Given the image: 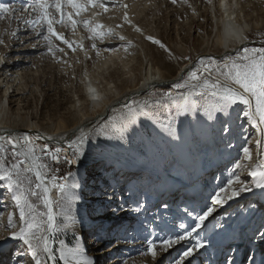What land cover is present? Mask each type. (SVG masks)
<instances>
[{
  "label": "rangeland",
  "instance_id": "rangeland-1",
  "mask_svg": "<svg viewBox=\"0 0 264 264\" xmlns=\"http://www.w3.org/2000/svg\"><path fill=\"white\" fill-rule=\"evenodd\" d=\"M24 2L25 0H0V5L10 4L16 9H20ZM123 2L129 5L128 13L130 19L142 28V40H137L138 37H135V34L132 39L137 40L139 45L141 44L143 54H139L136 47L128 48L125 51L126 45L118 42L116 39L114 40L113 37L105 38L106 44H101L97 40V47L101 50L100 55L97 56L92 51V58L88 62L90 63L89 70L92 75L98 78L97 83L102 85L100 86L101 90L106 87L107 82L111 83L114 87L113 91L116 93L130 88L140 79L139 74L147 62L153 67L158 68L165 78L173 77L179 65L186 62H196L197 58L205 53H207V57L212 56L221 65L223 64L221 57L227 54H220L221 47L215 42L218 28L221 33L223 32V28L214 25L213 15L208 10V0H187L186 3L181 2V0H177V3H172L171 0H123ZM240 2H245L243 7L247 8L246 11L248 10L247 18L249 16V22L251 24L261 22L260 24H262L257 28H252L248 32V42L246 45L249 48L260 47L261 41L264 40V0H240ZM117 9L118 7L110 8L106 14L101 16V19L109 20V18L113 17L112 19L116 20L117 16L114 13ZM18 15L27 14L18 13ZM57 27L59 31L65 33L67 38L72 39L71 35L73 33L70 29ZM11 31H16L17 36L13 37L10 35ZM125 32L133 37V33L129 29ZM84 34L86 38L89 35L86 31ZM147 36L160 40L171 50L172 55L170 56L168 52L158 45L152 44L146 39ZM0 41H2L0 43V64H11L14 68L12 72L22 74L21 84L15 85L12 89L10 88L8 94L6 92L7 96L4 97V92L0 89V118H3L2 121L7 129H22L30 125L39 131L56 132L57 130L72 127L82 114L92 112V103H87L86 94L84 93L79 50L75 54L69 51L66 46L61 45L65 47V51L68 54L58 53L57 59L66 61V63H57L47 53V44L42 37H37L32 29L24 23L10 22L5 19H0ZM88 42L92 43L90 40ZM90 44L87 45L90 46ZM242 48L239 49L242 50ZM235 52L236 50L232 55H235ZM115 55L119 56V59L115 58ZM184 57H189L190 59L185 60ZM141 61L143 62V66L141 65ZM103 62H108L107 66H101ZM99 66L103 69H99ZM99 70L100 72H97ZM1 74L0 72V77L4 75ZM220 79L223 82V78L221 77ZM13 91L14 93H12ZM187 91V88L176 90L173 88L156 87L138 101L146 103L145 109L147 112H156L162 115L168 110L171 98H175L178 102L183 103V96L187 94ZM168 92L172 93L171 98L166 95ZM108 96L111 97L113 94ZM195 98L200 107L207 100L211 99L207 95ZM133 104L135 105L136 103L133 102ZM244 110L245 106L238 103L229 108L227 114L218 113L217 116L214 115L213 120L218 127L213 132V135L224 134L226 144L220 149V155L223 157L220 165H217V167L209 166L211 168L206 174H204V171L202 172L200 165L197 168L198 177L203 184V188L205 187L208 196L218 193L221 188L226 187L228 180L233 178V173L239 176L242 174L243 171L236 169L235 164L243 161L242 149L244 147L252 149L253 157L255 158L253 145L255 137L254 133L251 134L252 131L249 133L251 124L244 117ZM118 113L123 114L121 110L114 111L98 126L99 130L91 133L88 137L90 142L93 143L90 148L93 150L91 152L97 155V157L99 156L98 158L108 157L118 161L128 160V158L123 156L124 152L116 149L110 141L119 142L121 146L129 143L138 147L136 138L132 142L131 137H128L127 133L130 124L124 133V139H119L118 133L113 131L112 124ZM172 121H175L174 114H170L165 123L168 129L173 126L170 125ZM115 122L119 124V121ZM244 133L246 135L251 134V136L249 138L245 137V140L241 139ZM0 135L6 136L3 132H0ZM29 137L37 146L39 154V147L45 143L38 142L31 136ZM148 141L150 143L152 141V146L157 142L155 139L153 141L152 138H149ZM48 148L54 150L55 147L48 145ZM62 149L71 155L75 151V149ZM164 150L163 148L158 157L164 154ZM183 150H185V147H183ZM101 159L88 161L79 155L74 164L63 163L58 166L53 165L57 169L55 173L57 182L69 185L67 191L70 193V197L61 202L63 208L72 211L80 209V211L89 214L97 203L94 199H101L105 196L107 192L102 191L101 186H104V189L107 190L110 187V182L116 178L114 174L113 178L110 177L111 172L115 173L116 171L114 166L109 165V163ZM211 160L213 161V158L209 159L207 163H211ZM144 164H147V162L144 161ZM240 178L245 184H252V178H247L246 175L245 177L240 176ZM48 179H51V175H49ZM72 184H76L78 187L72 188ZM257 189L253 186V190ZM115 190L119 191L116 198L114 199L113 197L114 200L110 202V205H107V209L105 208L101 212L92 214L90 216L91 220L95 221L103 218L108 211L111 212L113 205H117L118 202H115V200L119 197L121 199L123 191H120L118 188H115ZM2 191L3 184L0 183V201L10 200V198L4 196ZM84 191H87V193L84 194ZM51 194L53 200L55 198L56 200L59 199L62 195L56 189H52ZM248 196L249 194L241 196L244 200L238 202L236 206L229 208V211H223L218 215L210 216L205 221V229H198L195 236L198 240L199 238L204 239L202 242L204 247L194 249L193 255L185 260V264H217L222 251L224 261H222V264H228L229 261L231 262L230 264H264V250H259L258 252L255 250L258 248L255 241L261 240L259 232L264 230V218L262 226L258 227L259 215L261 213L264 215V199H261V196L246 199ZM31 199L36 200V198ZM92 200L94 201L91 202ZM132 200L136 203H141L138 211L140 215L136 220L142 219L140 223L136 224L137 236L134 239L133 245L145 244V239H156L159 245L161 238H176L177 234H186V231H190L192 226L197 223L195 219L197 217L196 210L189 204V199L182 201L180 198L173 201L171 205L165 204L167 206L165 210L161 209V203L147 206V203L142 202V198L140 199L139 196L127 200L125 205H129ZM36 202L39 205V211H46L41 201ZM224 207L225 204L222 207L217 205L215 208L218 210ZM237 207H240V209L232 217L235 221H228L227 219H229L231 210L235 211ZM254 207L257 209L255 211L257 216L252 221L247 222L246 213L249 210L252 211ZM56 209L57 211L55 209L53 211L58 216L62 208L57 205ZM93 211L96 212V209L93 208ZM8 212L14 215L15 221L18 220V210L16 209L0 211V219L3 218V213ZM120 215L121 211L112 214L109 217L110 222L120 217ZM108 216H106V219ZM57 223L62 228L64 227L62 220L57 221ZM182 225L183 227H181ZM102 227L103 225L96 227L92 234H84V231H81L80 234H74L66 230L58 232L52 246L54 249H58L61 247L60 242L63 241L64 245L74 247L77 240L83 241L84 245L88 246L92 242V238L97 237L98 233L101 232ZM111 229H114V227ZM117 230L118 228L116 232ZM111 231H109V235H111ZM2 233L3 231L0 230V234ZM101 237L98 238L100 239ZM112 240L115 241L114 238ZM189 240L191 241L192 237ZM189 240L185 241L190 242ZM112 243V241L109 242L100 248V250L107 249ZM96 245L97 242L95 241L84 252H92L95 250L94 247ZM194 245L187 244V247H183L178 244L167 252L158 249V255L155 259L150 255L142 256L141 254H136L135 257L137 258V264H156L158 259H162L160 264H173L174 259L179 258L184 250ZM22 248L23 244L17 241L6 254L12 259L20 255ZM196 253H198L197 257L195 256ZM24 260L22 259L20 264H23ZM49 264H52V262L49 261Z\"/></svg>",
  "mask_w": 264,
  "mask_h": 264
},
{
  "label": "bare ground",
  "instance_id": "bare-ground-1",
  "mask_svg": "<svg viewBox=\"0 0 264 264\" xmlns=\"http://www.w3.org/2000/svg\"><path fill=\"white\" fill-rule=\"evenodd\" d=\"M241 3L242 2H240V0H211V3L208 5V10L214 18V20L212 19L214 25L223 28L222 33L218 28V33L215 39V42H217L221 47L220 54L232 55L235 50L243 47L248 42L247 40L237 42L234 38H230L228 36V30L230 26L241 30L247 37L248 32L252 28H257L262 25L260 24L261 22H254L252 24L249 22V16L247 18L248 10L246 11L247 8L243 7L245 2L242 4ZM114 14L117 16L116 20L112 19V17L109 18V20L106 19L108 20L106 21L101 19L100 16L98 18V22L104 24L108 28H112L114 33L123 35L125 37V40L121 41L118 39L117 35H114V40L116 39L118 42H121L125 45L127 44V41H131L134 45V48L136 47L138 49V53L143 54V49L140 46L141 44L139 45L137 42L138 39L142 40V28L133 22L132 19H130L131 25L139 27L141 29L140 33L136 32L131 25L124 24L122 19V8H118ZM118 24H122L123 27H116ZM128 29L131 33H133V37L129 36L125 32ZM84 32L85 30L83 27H79L76 33L71 35V40L79 42L83 38L85 48L88 49L89 46L87 44L90 43L88 42ZM134 34L135 37H138L136 41L132 39L134 38ZM102 43L106 44L107 42L103 41ZM76 53L77 52H75V54ZM87 54L92 58L93 54L91 50H89ZM207 56V53L200 55V57L205 58ZM115 58L119 59V56L115 55ZM89 60L90 59L85 57V53L80 51L81 74L83 76L82 80L84 85V93L86 94L85 97L87 103H92V112H89L88 114H82L80 119L75 124H73L72 127L57 130L56 132L39 131L37 128L30 125H27L22 129H7L2 121L3 118H0V132H3L6 136L10 134L12 138L17 139L24 135L31 136L35 139L37 135H40L41 139H35L36 141L47 143V145L54 147L58 146L73 150L74 148H69V143L81 135L79 130L82 129L83 133L87 136V140L82 145L80 154L81 157L88 161L93 159L99 160L101 158H98L99 156L97 157V155L92 154L91 152L92 149L90 148L93 143L90 142L88 137L91 133L95 131L97 132L99 130L98 126L102 124L111 113L120 110L122 113H128L129 109L125 107V105L131 106V108L136 113H147V115H137L135 118V123L130 124V128L128 129V137H131L132 142L136 138L138 147H135L129 143L121 146L119 142L110 141V143H112L116 149H120L124 152L123 156L128 158V160L118 161L108 157L101 159L109 163V165L114 166L116 172H111L110 177L113 178L115 175L116 178H114V181L110 182V187L107 190L104 189V186H101V190H104V192L107 193L101 199H94L97 201L93 207L96 209V212L93 211V208L91 209L92 212L89 214L86 212L84 213V211H80V209L72 211L62 208V210L59 212V215L57 216V221L62 220L64 224V215L61 213H65L71 218V222L74 224V227H70L66 229V231L74 234H80L81 231H84V234H92L96 227L103 225L101 232L98 233L97 237L92 238L93 240L90 242V245L85 246L83 241L77 240L76 245L74 246L79 247L84 252L85 249H88V247L91 246L95 241L97 242V240H99L97 245L94 247L95 250L90 253L84 252L85 255L93 259L94 264H125V262H127V264H137V258L135 255L141 254L146 249L145 244L133 245V242L135 241L134 239L137 236L136 224L140 223L142 220L141 218L136 220L140 215L138 211L141 203H136L132 200L130 201L129 205H125V202L129 199L131 200L139 196L140 199L142 198V202L147 203V206H153L161 203V209L165 210L167 207L165 204L171 205L173 201H176L180 198L182 201L189 199V204L196 210V215L198 216L202 214V212L205 211L207 207L212 206L211 200L216 193L208 196L205 187L203 188V184L198 177L197 168L200 165L202 167V172L204 171V174H206L211 168L209 166L217 167V165H220V163L223 161V157L220 155V149L226 144V140L224 134L222 133H219V135H213V132L215 129H217L218 125H216L213 119H209L204 114L203 107H200V104L196 101L195 97L192 99L197 102L198 110L195 113L190 112L184 116L177 115L178 106L182 103L178 102L175 98H171L168 110L162 115H159L156 112H147L145 109L146 103L144 101H138L150 90L156 87L174 89V87H172L174 83L194 62H186L182 65H179L175 75L171 78H165L162 76V73L158 70V68L153 67L149 62H147L144 65V68H142V71L139 74L140 79L136 82V84H133L130 88H127L120 93H116L113 91L114 87L110 82L106 83V87H104L103 90L100 89V86L102 85L97 83L98 78H95L89 70ZM107 64L108 62H103L101 66H107ZM141 65L143 66V62ZM0 66H2L0 68V72L2 73L1 75L4 74V77H0V89H2L4 92L5 97L7 96L6 92L8 94V90L10 88L12 89V87L15 85L21 84L20 82L22 81V74L20 75L19 73L12 72L14 68L11 64L5 63V65L0 64ZM101 66L98 68H102ZM97 72H100V70ZM89 89H95V94L99 95L100 99L93 100V93H91ZM12 93H14V91ZM110 94H113V96L109 97L108 95ZM133 102L136 104L134 105ZM207 102L208 100L205 102V104ZM170 114H174L175 121L170 123V125L173 126L168 129V126H166L165 123ZM214 115L217 116L218 113ZM171 130H174V134ZM249 133H254L255 139L260 138L256 129L253 128L252 125L250 126ZM251 134L246 135V133H244V135L241 136V139H244L245 137L249 138ZM47 137H52V139L49 140ZM148 137L152 138L153 141L155 139L157 142L152 146V141L150 143L148 141ZM253 145L255 150V160L257 158L256 154L258 152L256 149L255 140ZM183 147H185V150H183ZM163 148L165 149L164 154L158 157V155L163 151ZM211 158H213V161L211 160L212 162L208 164L207 161ZM260 158L264 159V156H261ZM144 161H146L147 164H144ZM246 171L247 170H244L240 176L245 177L246 175L247 178H251L247 175ZM115 188L123 191V196L121 199L119 197L115 200V202H118L117 205H113L111 212L108 211L107 214L103 216V218L95 221L91 220L90 216L92 214L105 210L107 205H110V202L116 198V195L119 191H116ZM2 193L4 192L2 191ZM86 193L87 191H84V194ZM246 194H249L246 199H251L256 196H261V199H264V189L258 188L257 190H253L252 187L251 191L242 193L239 197L228 201L224 208L218 210L216 209L212 216L218 215L223 211H229V208L236 206L238 202L243 201L244 198H241V196ZM68 197H70V193H68ZM5 203L9 205L7 208L3 207ZM5 209H14L13 202L11 200L0 201V211H5ZM239 209L240 207H237L235 211L231 210L232 212L230 213L229 219L227 220H232V222L235 221L234 218L232 219V217H234L233 215H235ZM120 211V217H117L112 222H110L109 217L112 214ZM250 211L251 210L246 213V219L249 220H247V222L252 221V219L257 216V213L255 212L257 209L255 207L252 208V211L249 214ZM9 214V212L3 213V218L0 219V225H7ZM262 214L263 213L259 215L258 227L262 226V220L264 218V215ZM107 215L109 216L106 219ZM16 222L18 223V220ZM113 227L114 229H111ZM117 228L118 230L116 232ZM203 228L205 229V223L199 229ZM0 230L3 231V233L0 234V264H18V260L20 264V261L22 259L24 260L25 258H21L20 255H18L11 259V257L7 256L6 254L9 250H11V247L17 241H14L10 238V232L6 231L4 227H0ZM110 230H112L110 232L111 235H109ZM193 232L194 234L192 235V240H189L190 242L185 240L181 241L179 246L187 247V244H195L198 240L195 238L197 231ZM100 236L102 237L99 239L98 237ZM113 238L115 241L112 240ZM199 240L201 242L204 241L203 238H199ZM111 241L113 243L109 245L107 249L100 250V248ZM255 244L256 247L258 246V248L255 247L257 252L259 250H264V241L257 240L255 241ZM221 253L222 254L218 259L217 264H222L223 251ZM56 255L59 256V253L57 252ZM196 255H198V253H196L195 256ZM160 261H162V259H158L156 264H160ZM230 263L231 262L229 261L228 264ZM23 264H31L30 257L26 258Z\"/></svg>",
  "mask_w": 264,
  "mask_h": 264
},
{
  "label": "snow or ice",
  "instance_id": "snow-or-ice-1",
  "mask_svg": "<svg viewBox=\"0 0 264 264\" xmlns=\"http://www.w3.org/2000/svg\"><path fill=\"white\" fill-rule=\"evenodd\" d=\"M177 3V0H171ZM186 3L187 0H181ZM211 3V0H208ZM190 6V5H189ZM118 7L123 9L122 19L124 24L131 25L128 9L129 5L123 0H25L20 9H16L10 4L0 5V19L16 21L29 26L37 37H42L47 44V53L52 56L57 63H66V61L57 59V54L67 55L66 48L75 53L77 50L85 53L87 59L88 51H94L97 56L100 55V49L96 41L101 43L105 38L118 36L121 41L125 40L123 35L114 33L112 28L106 27L98 22V18L106 14L110 8ZM26 13L27 15H18ZM59 28L70 29L75 34L79 27L89 34L87 39L92 41L89 48L86 49L81 41L77 42L66 37L65 33ZM138 33L139 27L131 25ZM116 27H123L118 24ZM10 35L17 36L16 31H11ZM228 36L234 38L237 42L247 40L243 32L232 26L229 27ZM152 44L158 45L171 56V50L168 49L160 40L151 36L146 37ZM58 42V43H57ZM2 43V41H0ZM134 47L131 41H127L125 51ZM107 50V49H105ZM185 60L190 59L184 57ZM221 65L213 57H199L196 62L187 68L172 87L176 90L187 88V94L183 96V103L178 106L177 115L184 116L188 113H195L197 102L193 97L210 96L211 99L203 107L204 114L213 119L216 113L227 114L229 108L236 104L245 106L244 117L247 118L253 128L256 129L260 138L255 139L256 159L254 160L253 151L249 147H244L243 161L237 162L235 168L241 171L247 170V175L252 178V184H245L239 175L233 173V178L229 179L227 186L220 189L211 200L212 206L207 207L202 214L195 219L197 223L192 226L186 234H177L176 238H161L159 245L156 239H145L146 249L141 255H150L155 259L158 255V249L167 252L173 246L181 241L189 240L193 231L201 228L205 221L216 211L214 206H223L228 201L239 197L242 193L249 192L252 187L264 189V40L260 47L249 48L244 45L242 50L237 49L235 55H226L221 57ZM215 73V75H213ZM186 77V78H185ZM223 78V82L220 78ZM235 86V87H234ZM93 100H99L100 96L95 94V89H89ZM169 98L172 93L166 94ZM129 109L128 113H118L112 124L113 131L118 133L119 139H124V133L129 124L135 123L136 113L131 106L125 105ZM81 135L69 143V148H74L73 157H69L61 147H55L54 150L48 148L47 143L39 147L33 140L24 135L17 138L0 135V183L3 184L4 196L10 198L14 209L18 210V223L14 220V215L9 214L7 225H0L6 231H10V238L14 241L22 242L24 248L20 250L21 258L30 257L31 264H94L93 259L89 258L79 247H66L61 241V247L53 248L56 240V234L74 227L71 218L65 213V224L62 228L57 223V214L53 211V204L63 208L62 201L68 198L67 183H58L56 168L53 165L74 164L76 158L81 154L82 145L87 140L83 130H79ZM174 134V130H171ZM36 140L41 139L37 135ZM52 139V137H47ZM63 155V161L61 156ZM49 157L50 160H45ZM51 175V179L48 177ZM72 188L78 187L76 184ZM52 189H56L62 195L57 200H53ZM31 198H36L33 200ZM36 201H41L46 211H39V205ZM9 205L5 203L4 208ZM183 227V225L181 226ZM259 237L264 240V231L259 232ZM99 242V240H97ZM204 244L197 240L195 245L188 247L182 252L179 258L174 259L173 264H185V260L193 255L194 249L203 248ZM59 253V256L56 253ZM19 264V260H18ZM127 264V262H125Z\"/></svg>",
  "mask_w": 264,
  "mask_h": 264
},
{
  "label": "trees",
  "instance_id": "trees-1",
  "mask_svg": "<svg viewBox=\"0 0 264 264\" xmlns=\"http://www.w3.org/2000/svg\"><path fill=\"white\" fill-rule=\"evenodd\" d=\"M67 155L69 156V157H73V155H71L70 153H67ZM45 160L47 161V160H50V158L49 157H45ZM61 160L63 161V155L61 156ZM61 164H63V162L61 163ZM61 175V174H60ZM56 200V198L54 199V201ZM57 204H53V209H55V211H57Z\"/></svg>",
  "mask_w": 264,
  "mask_h": 264
}]
</instances>
